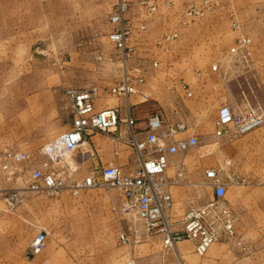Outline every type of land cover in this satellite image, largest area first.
I'll return each instance as SVG.
<instances>
[{
    "label": "rangeland",
    "instance_id": "rangeland-1",
    "mask_svg": "<svg viewBox=\"0 0 264 264\" xmlns=\"http://www.w3.org/2000/svg\"><path fill=\"white\" fill-rule=\"evenodd\" d=\"M228 1L183 0L180 5L173 7L168 6L166 0H153L156 9L149 12L142 6L141 0H126L129 10L125 23L131 51H128L125 65L122 53L109 40V35L115 29L110 17L118 0H0V107L8 103L15 105L21 101L18 97L22 92L32 93L35 90L37 76L43 74L47 79L52 73L59 76L58 90L62 97L67 88L85 90L96 87L102 94H107L111 87L121 82L126 69L135 80L144 78L143 83H137V89L140 91L145 88L146 93L155 75L151 69H143L142 66L175 63L179 65L176 69L166 71L170 79L165 97L159 98L154 91H150L147 98L140 94L131 98L140 96V100H146L153 107L155 114L159 111L165 113L166 110L167 116L176 122L189 124V134L195 133L191 128H197L203 133V138L208 139L218 109L224 105L242 103L240 98L232 97L228 84L222 82L231 71H246L227 59L238 36L234 34L233 43L229 35V32L235 33L231 28V15L235 14L239 18L236 8ZM213 21L217 22L215 26L212 25ZM136 23L140 27L148 24V28L141 30L136 27ZM137 29L144 33L136 34ZM202 33L203 36H199ZM7 34H22L17 39L19 50L5 48ZM172 35H176V38L166 41V37ZM201 37L205 43L197 45ZM9 55L18 60L13 61L17 65L4 64L8 63ZM214 65L220 66V72L212 71ZM182 70L193 73H190L192 76L189 74L190 78L185 82L177 78L181 76ZM200 75L207 80L203 84L206 89L199 82ZM219 80L222 88L217 98L212 96L211 90L218 85ZM160 85L163 84L153 85V90L158 94L161 92ZM184 85L188 86L191 97L183 90ZM249 89L257 95L243 101L261 107L264 99L259 95L260 85L253 84ZM205 90H208L207 93ZM200 108L203 114L197 116L196 112ZM13 110V120L18 119L19 113L15 112V108ZM64 116L69 118L70 115ZM3 118V114H0V163L5 149L24 151L35 156L41 147L32 145L33 140L16 141V146H1L9 133L13 138H19L23 133L19 130H3ZM70 123L71 120L68 127ZM42 133L45 140H49L55 132ZM110 138L115 143L116 140ZM199 139L200 145L188 154L201 160L205 172L215 169L221 178L227 180L233 174L227 148L218 140L202 142ZM78 178H84L83 167ZM241 179L246 182L244 186L230 185L227 190L233 187L259 190L261 187L260 181L250 184L247 179ZM0 184L5 188L11 186L1 172ZM123 201V195L117 189L93 190L77 197L65 192L53 199L29 194L25 203L14 211H9L0 199V264H24L23 261L35 264V258L41 261V255L50 253L55 258L53 264H127L132 256H146L147 251L161 253V242L154 238L159 235L151 236L154 239L150 241L149 238L148 242L142 244L127 247L119 245L120 232L131 234L133 230L139 229L140 234L145 235L143 223L134 217V213L127 215L122 212ZM225 203L229 207L227 199ZM233 213L237 219L236 239L220 244H231V247L233 245L241 251L236 254L234 261L228 260L225 264H250L249 260L244 262L245 252L242 251L246 248L243 237L238 233L239 230L245 231V227H238V215ZM44 230L50 233L46 247L42 254L32 255L31 244L35 236ZM257 230L264 237V227ZM253 263L264 264V259L256 258Z\"/></svg>",
    "mask_w": 264,
    "mask_h": 264
},
{
    "label": "built area",
    "instance_id": "built-area-1",
    "mask_svg": "<svg viewBox=\"0 0 264 264\" xmlns=\"http://www.w3.org/2000/svg\"><path fill=\"white\" fill-rule=\"evenodd\" d=\"M142 6L149 12L155 11L153 0H141ZM129 4L126 0H118L110 22L114 31L109 40L122 53L123 63L127 65L129 32L126 26V14ZM232 17V30L237 33L235 45L230 49L227 59L241 66L244 70L253 67L251 45L252 40L242 32L239 19ZM145 26L140 27L145 30ZM176 35L167 36L171 41ZM139 71V70H136ZM213 72H220V66L214 65ZM143 78L134 79L126 69L122 80L108 90V94L116 99H128L138 93L137 83H143ZM183 90L189 97L187 85ZM65 95L72 104V128L42 146L37 154L24 151L5 149L0 163V172L9 187L0 184V199L9 211L20 208L27 195H44L48 198H58L65 192L77 197L81 193L93 190L117 189L123 195L122 212L143 223L145 235L141 230L120 232L118 242L122 247L148 242L154 235L162 236L165 252H176V258L168 261L164 257L156 264H188L177 252V246L190 243L198 257H204L215 244L236 239V216L226 205L227 189L230 185L244 186L245 180L230 176L227 180L221 178L219 172L210 169L205 172L214 198L206 204L187 211L180 224L182 229L175 230L168 213L173 207L169 189L179 184L180 173L175 179L165 178V174L179 166L177 156L187 154L200 145V139L195 133L189 134V128L184 122L170 123L160 114H155L148 120L147 136L143 140L137 138L134 130L135 120L128 114L121 118L120 108H110L97 111L95 100L99 95L96 87L79 90L70 88ZM147 98V96H145ZM124 124L125 130L120 126ZM264 126V110L244 100L241 104L224 105L218 110L214 121V136L222 138H241ZM99 133L112 137L117 142L133 150L139 161V168L134 174H125L119 167L108 166L95 169L84 178H78L77 168L73 166L72 157L86 143L87 138ZM20 184V186H19ZM50 233H38L31 244V254L38 255L47 244ZM127 264H137L134 256Z\"/></svg>",
    "mask_w": 264,
    "mask_h": 264
},
{
    "label": "crops",
    "instance_id": "crops-1",
    "mask_svg": "<svg viewBox=\"0 0 264 264\" xmlns=\"http://www.w3.org/2000/svg\"><path fill=\"white\" fill-rule=\"evenodd\" d=\"M166 1L168 2V6L172 5L174 7L180 5V2L183 0ZM228 3L235 7L239 14L238 19L242 27V32L252 40L250 50L252 53L253 68L244 72L235 71L231 73V71L226 77V80L222 82L228 84L227 88H229L232 97L240 98L242 102L243 99H253L255 95H257V93L249 89V86L259 84L261 87L259 95L264 99V0H229ZM215 23L217 22L213 21L212 25L214 24L215 26ZM136 27H140L138 26V23H136ZM146 28H148V24ZM211 32L214 33L212 30ZM142 33L144 32L137 29L136 34ZM234 34L237 33L229 32L233 43L235 40ZM21 35L22 34H10L8 36L7 34L4 41V45H6L5 48L10 51L19 50L18 48L20 46L17 45V39L20 38ZM199 36H203V33L199 34ZM204 43L203 37H201V41L198 40L196 44ZM13 44L15 45L14 47L12 46ZM10 51L8 53L11 55ZM10 55V58H7L8 63H4L5 65L8 64L12 66V64H14L13 61H18L11 58ZM178 66L179 65L175 63H155V65H151V67L148 65L142 66L143 69H151L155 76L152 81L153 83H150L147 86L146 93L148 94L144 93L145 88H141L137 94L143 95L145 98V96L149 97L148 95L150 94V91H154L157 97H165V92L167 87H169L168 81L170 79L166 71L170 70V68L176 69ZM190 73L192 72L189 70H182L181 76H178L177 78H182L185 82L190 78ZM192 74H190V76H192ZM37 78H39V81H37ZM44 78L45 76L43 74L37 76L35 90L32 93L22 92L18 97L21 101L15 103V105L11 106V103H8V105L0 107V114H3L4 116L3 130L9 132L12 130H19L20 132H23L20 134L19 138H13L11 133H9V136L4 138L1 146H16V141L23 140L30 142L33 140L32 145L42 147L72 128V104L69 98L65 95V92L64 97L59 93V76L53 75L52 73L47 79ZM199 79L202 88L206 89V86L203 84L206 83L207 80L201 75ZM222 82L219 80V83L217 82L218 85L211 90L212 96L219 98ZM156 83L164 85H160L162 86L160 90L161 92H159L160 94L153 90V85ZM231 88H233V90ZM205 91L207 93L208 90ZM140 98V96H136L135 98H131L130 96L128 99H113L109 96L108 91L107 94L99 92V95L95 100V108L97 111H101L118 107L121 110L122 119L129 114L136 122L134 130L137 133V138L143 140L147 136L148 120L155 115V111L153 112V107L147 103L146 100L145 102L140 100ZM13 108H15L17 114L19 113L18 119L16 118L13 120ZM260 108L264 110V101ZM164 111L165 113L159 111L156 114H160L167 122L176 123L175 120L167 116L166 110ZM66 114L70 115L69 118H65L64 115ZM201 114H203L202 108L196 112L197 116H200ZM70 120V127H68ZM61 121L63 122V125ZM186 125L188 128L190 127L189 124ZM120 129L125 130L126 126L122 124ZM191 129L193 132L195 131V135L198 136V138L200 137L202 139V142L218 140L222 143V146L227 148V158L229 165L231 164V166H233L231 167L233 176L245 178L250 184L260 181L261 187L259 190H254L252 187L251 189L253 190H242L233 187L234 189L227 190L226 199L229 207L238 215L240 221L238 227L241 225L242 227H245V231H238L239 235L243 237V244L246 248L242 251V253L245 252L244 262L249 260L250 264H254V259H264V252L262 251V249L264 250V237L261 236L259 230H257L264 227V165L263 167L260 166V164H264V126L246 136L234 139L215 138L214 125L210 130L208 139L203 138V133H201L199 129ZM45 131L55 133L51 135L52 137L49 140H45V136L42 133ZM177 159L179 166L170 169L165 174V178L175 179L178 173L181 175L179 178V184L172 186L169 189L173 201V207L168 213L171 222L174 223V229L180 230L182 229L180 221L184 214L193 208L200 207L211 201L214 198V194L213 190H210L212 188L206 178L204 171L205 168L202 162H200L201 160L190 156L188 153L177 156ZM72 163L73 166L77 168L78 177L80 176V170L82 167L84 169V177L94 172L95 169L101 167H119L125 174H134L139 168V161L133 150L116 143V141L114 143L109 136L99 133H95L87 138L86 143L83 144V146L73 155ZM154 238L161 242V253L158 254L156 252L147 251L146 256L144 254H141L138 257L134 256L138 259H136L137 264H141V262H145V264H156L164 257L168 261H173L176 258V252L164 251L162 236L159 235ZM154 238H150V241ZM240 251L233 245L231 247V244L226 245L218 243L212 246L204 257L200 258L195 255L192 244L186 242L177 246V252L188 264H225L229 261H234L237 258L236 254L238 252L240 253ZM139 257L142 261L139 260ZM40 258L42 259L41 261L37 260V258L34 259L35 264H53V260L55 259L53 253L41 255ZM23 263L28 264V262L24 261Z\"/></svg>",
    "mask_w": 264,
    "mask_h": 264
}]
</instances>
